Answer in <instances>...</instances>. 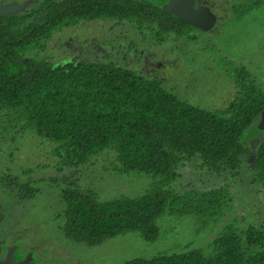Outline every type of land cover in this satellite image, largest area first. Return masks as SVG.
<instances>
[{
    "label": "trees",
    "instance_id": "16d2710c",
    "mask_svg": "<svg viewBox=\"0 0 264 264\" xmlns=\"http://www.w3.org/2000/svg\"><path fill=\"white\" fill-rule=\"evenodd\" d=\"M258 3L232 9L239 16ZM24 6L0 16V138L16 141L29 131L52 142L62 164L110 153L116 173L142 172L151 178L139 195L104 201L72 184L62 187L56 215L67 239L93 245L137 231L152 241L157 216L191 214L199 224L216 219L230 202L227 187L176 190L171 184L177 169L197 157L213 172L236 175L247 151L243 142L256 128L251 174L264 187V126L258 127L264 89L241 64L231 63L227 71L234 87L227 104L203 109L180 99L159 80L110 61L51 63L27 56L42 49L61 27L93 18L133 22L155 43L189 35L195 26L148 0H31ZM0 191L13 203L34 196L39 188L6 178L3 169ZM116 264H264V230L227 223L205 249L184 245Z\"/></svg>",
    "mask_w": 264,
    "mask_h": 264
},
{
    "label": "rangeland",
    "instance_id": "374dc122",
    "mask_svg": "<svg viewBox=\"0 0 264 264\" xmlns=\"http://www.w3.org/2000/svg\"><path fill=\"white\" fill-rule=\"evenodd\" d=\"M14 1L26 6L31 0ZM148 1L159 4L162 0ZM253 1L257 0H193L194 8L212 18L210 25L161 43L152 42L147 31L133 22L111 18L79 21L61 27L42 49L27 56L34 54L51 63L110 61L159 80L164 88L199 108H222L234 93L227 72L231 63L241 64L264 89V0L239 16L232 9ZM258 131L254 129L243 142L247 151L236 175L213 172L197 157L177 169L171 184L176 190L227 187L231 199L219 217L199 224L191 214L160 215L154 221L157 234L152 241L137 231H126L93 245L70 241L62 234V219L56 215L61 209V188L72 184L96 201H104L139 195L151 178L142 172L116 173L111 169L110 153L85 163L62 164L53 152V143L29 131L16 141L0 138V172L4 169L6 178L14 176L39 188L34 196L13 203L0 191V264H116L176 251L184 245L205 249L227 223L236 227L252 224L264 230V187L251 174Z\"/></svg>",
    "mask_w": 264,
    "mask_h": 264
},
{
    "label": "water",
    "instance_id": "95a60500",
    "mask_svg": "<svg viewBox=\"0 0 264 264\" xmlns=\"http://www.w3.org/2000/svg\"><path fill=\"white\" fill-rule=\"evenodd\" d=\"M161 3V4H160ZM159 4H155L162 11L174 14L183 21L197 27H208L212 18L205 13L206 11L194 8L192 3L193 0H162ZM21 9L20 5H15L13 3H2L0 4V16H5L8 14H13ZM209 17L210 21H205ZM264 126V110L261 112L260 122L258 127Z\"/></svg>",
    "mask_w": 264,
    "mask_h": 264
},
{
    "label": "flooded vegetation",
    "instance_id": "af4514ba",
    "mask_svg": "<svg viewBox=\"0 0 264 264\" xmlns=\"http://www.w3.org/2000/svg\"><path fill=\"white\" fill-rule=\"evenodd\" d=\"M2 3H13L15 5H19V4H16V2L14 0H0V4H2ZM20 6H21V9H22V5H20Z\"/></svg>",
    "mask_w": 264,
    "mask_h": 264
}]
</instances>
